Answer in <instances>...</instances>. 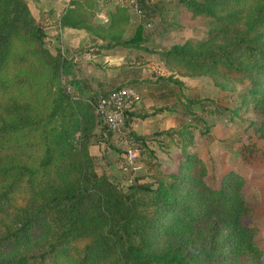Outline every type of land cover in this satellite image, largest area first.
I'll return each instance as SVG.
<instances>
[{"label":"trees","instance_id":"16d2710c","mask_svg":"<svg viewBox=\"0 0 264 264\" xmlns=\"http://www.w3.org/2000/svg\"><path fill=\"white\" fill-rule=\"evenodd\" d=\"M27 1L0 0V264H264L259 228L245 222L246 180L229 170L212 188L204 160L188 149L189 127L164 131L181 157L155 186L135 180L123 190L98 174L92 132L110 130L94 104L133 81L88 98L72 95L61 82L68 60L50 51ZM93 1L70 0L60 25L94 33L105 47L156 53L172 73L248 81L264 110V0H179L214 26L202 41L161 50L146 45L140 22L126 33L125 6L95 23ZM172 73L162 79L182 85ZM42 106L47 112L36 109ZM129 134L145 145L147 137Z\"/></svg>","mask_w":264,"mask_h":264},{"label":"rangeland","instance_id":"374dc122","mask_svg":"<svg viewBox=\"0 0 264 264\" xmlns=\"http://www.w3.org/2000/svg\"><path fill=\"white\" fill-rule=\"evenodd\" d=\"M147 1H149L147 3L150 8L153 6L156 10L148 12V15H146L147 12H143L141 16L132 15L133 24H131L130 28L132 30L138 22L142 23L145 28L144 32L149 34L151 39L149 46L156 50L168 49L172 45L183 43L186 40L202 41L207 38L209 30L214 26L210 19L192 17L191 13L184 5L182 6L179 0ZM102 12L107 13L106 9L95 10L94 17L100 19L101 17L97 14ZM106 17L108 18V13ZM46 41L52 53L60 50L68 55L76 54L80 48L90 43V41H86L80 46L65 43L62 47L60 43L57 45V41L49 40L48 36ZM145 58L149 59L146 60ZM134 60L136 62L133 64H137V60L149 63V67H145L144 75L156 77L155 82L151 78L147 80L148 82H144L157 83L159 88L161 84L164 85V82H168L173 87V89L168 85L163 87V93H166L165 96L167 97L170 95L173 98V102H170L168 98L161 100L159 104L151 107L149 110L151 113L148 116L162 114L164 110H169L167 106H170V104L171 107H175L176 114L181 115V122L176 127L169 128L189 127L193 142L188 149L197 152L204 160L207 167V183L212 188H219L222 176L229 170H234L243 177L248 176L250 178V187H245L244 193L249 212L245 217V222L255 225L264 221V215L257 217L255 214L257 205V200H255L256 187L251 186V182H264V110H261V107L256 103V99L252 97L250 83L248 81L227 82L218 77L204 75L186 76L179 74L178 71L172 73L175 69H170L156 53L144 52L143 56L135 55ZM88 65V69H93L95 75L102 77V80L106 82L107 88L111 85V88L116 86L111 81L113 78V65H106L98 57L91 59ZM81 67L79 69L78 65L76 68L81 71ZM103 67L107 69L106 74L101 72ZM82 68L84 69L85 67ZM171 73L174 74L177 80L182 82V85L169 79H162L167 78ZM121 74V71L117 73L118 76H121ZM74 75H78V72ZM70 77V75L63 73L61 82L72 95L77 96L70 86ZM179 77H184L182 78L184 81L180 80ZM196 81L200 82L197 83ZM118 82L121 81L119 80ZM130 85L137 88L133 83ZM137 90L140 92L141 99L144 98L145 93H149L148 88L146 91ZM47 92V89L43 88L42 93L39 98L34 100V103L39 104L41 102L40 97L45 96ZM174 94L175 96H172ZM97 97L95 96L92 99L91 104L95 103ZM167 102L170 104H166ZM164 106V110L153 113L154 109ZM36 109L42 111V113L47 112V106L37 107ZM127 114H129V111ZM128 117L126 118L125 126ZM169 128L152 134L153 138L151 141L156 142L152 143L154 149L160 151L159 155L166 151V157L171 161L170 164H167L169 161L163 159V164H160L157 162L158 160L152 149L146 145V141H149L148 138L144 145L140 140H136L131 136L129 130L124 134L127 138L126 142L118 147L114 140L117 134L123 136L122 131L125 128L109 132L101 125H98L92 132L91 143L89 144V146L98 145L93 151L97 155L93 156L98 174L106 173L108 178L123 190H126L135 180L155 186L156 180L161 174L164 175L176 171L180 162L181 149L179 148V151L174 149L175 152L172 153L165 150L167 147L166 143H161L164 142L161 137H164L172 144L171 146L176 145L166 133L164 134V131ZM16 136L17 138L22 136V132H18ZM133 142L137 144L134 145ZM134 147L138 149V153L135 152V156L129 157L128 150L133 151ZM153 157L156 160L155 162H153ZM147 161L153 163L149 164ZM262 230L264 232V224L262 225ZM255 241L260 247L264 248V233L260 234L258 232ZM160 246L161 244H156V248ZM34 248L35 246L32 245L31 250Z\"/></svg>","mask_w":264,"mask_h":264},{"label":"crops","instance_id":"0c3cea01","mask_svg":"<svg viewBox=\"0 0 264 264\" xmlns=\"http://www.w3.org/2000/svg\"><path fill=\"white\" fill-rule=\"evenodd\" d=\"M27 2L33 16L43 25L44 31L48 36V39L52 41H57L56 42L57 45L58 43H60L61 46L63 47V44L67 43L68 45L80 46V44H82L83 42L90 41V43L87 46L80 48L76 54L68 55L65 54V52L61 51L62 53H64L63 56L68 60V67L66 70H64V74L71 76L69 79L70 86L74 94L75 93L77 94L76 97L88 98L90 95H93V93L96 91L104 92L112 89L111 88L112 85L107 88L105 84L106 82L102 80V77L95 75L93 69L92 70L88 69L89 66L88 63L91 61V59L93 58L95 59L97 57L98 59H102V62L105 63L106 65H113V78L111 79V81L115 83L113 84L114 86L126 82L128 80H132L134 81L133 84L137 86L136 89L139 90L141 89L146 91V89L148 88L149 93L148 94L145 93L144 98H142L132 107L128 108L129 114H127V117L128 116L129 117L125 129L122 131L123 136L122 135L119 136V134H117V137L115 138L114 142L118 147L119 145H122V143H125L127 138L126 135L124 134H126L125 133L126 131L128 132L130 130L133 131L137 136H145L148 138L149 141H146V145L148 148L152 149L153 154L156 156V159L158 160L157 162L163 164V159L168 160L169 158L166 157L167 156L166 151L162 152L161 155H159L160 151L154 149L152 143H156V142L151 141V139L153 138L152 134L154 132L157 131L159 132L163 129H167L169 127H176L177 124L181 122V115L176 114V108L171 107V104L167 102L166 104H170V106H168L170 108H167L169 110H164L162 114L159 115L157 114V116H147V117L140 116V113L149 111L152 106L159 104L160 101L163 99L166 100L168 98L170 102H173V98H171L170 95L169 97H167L165 96L166 93H163V89H164L163 87L166 85H168L170 88L173 89L171 83L164 82L165 83L164 85L163 84L160 85L161 89L158 87L157 83H146L144 81H147L150 78L152 79L153 82L156 81V77H150L144 75L146 69L145 67H149L148 66L149 63H144L143 60L140 61L137 60V64H133L134 62H136V60H134V56L135 55L143 56L144 52L141 50H135L121 46L105 47L107 42H102V40L94 33L87 32L85 29L62 27L60 25V18L62 13L66 9V7H64V0H28ZM147 2L149 1L139 0L140 7L142 8L143 12H147V13L154 12V10L156 9L153 6L152 8H150V5H148ZM93 5L96 11H98L99 9H106L108 13V11L112 10L116 4L114 0H94ZM107 13L102 12V13H98L97 15L101 17V15H105V14L107 15ZM129 14H130L129 27L126 33H129V31H131L130 27L131 24H133L132 15L134 14H132L130 11ZM141 15H143V13ZM93 20L95 23H99V24L106 23L102 21L101 18L98 19L97 17H94ZM138 24L139 22L134 26V28ZM150 40L151 39L149 36V39L146 44L148 47H150L149 46ZM145 59L148 60L149 58H145ZM78 65H79V69L81 66L85 67L84 69L81 67V71L83 70L82 72L78 68H76L78 67ZM106 71L107 69L103 67V70L101 72L106 74ZM119 71L122 72L121 76L117 75ZM77 72L78 75H74ZM182 78L184 77H179L180 80L184 81V79ZM119 80L121 82H118ZM196 82L198 83L200 81H196ZM172 96H175V94ZM161 139L164 141L161 143L163 144L166 143L167 147H169V148L166 147L165 150H168L172 153L175 152L174 149H177L179 151L178 146L176 145L171 146L172 144L169 143L167 139H165L164 137H161ZM133 144L136 145L137 143L133 142ZM97 146L96 145L89 146V151L92 155H96L95 152L93 151ZM131 152H133L134 154L135 152L138 153V149L135 148ZM155 161L156 160L154 159L153 162ZM147 162L149 164L153 163L151 161H147ZM170 163L171 161H169L167 164ZM244 178L246 180V188L250 187V178H248V176H245ZM251 183H252L251 186L256 187L255 200H257V205L255 207V214L257 215V217H261L264 215V182L262 183L251 182ZM248 212H249V208H248ZM263 224L264 221L255 224L259 228L260 234L264 233L262 230Z\"/></svg>","mask_w":264,"mask_h":264},{"label":"built area","instance_id":"2783aa9c","mask_svg":"<svg viewBox=\"0 0 264 264\" xmlns=\"http://www.w3.org/2000/svg\"><path fill=\"white\" fill-rule=\"evenodd\" d=\"M115 4L125 6L132 14L140 16L142 14L139 0H114ZM70 0H64V7H70ZM102 21L106 22L105 15H101ZM141 100L140 92L133 86H123L99 96L94 104L95 112L100 117L101 122L112 132L125 128L127 114L125 110L132 107ZM129 157L135 156L128 151Z\"/></svg>","mask_w":264,"mask_h":264}]
</instances>
